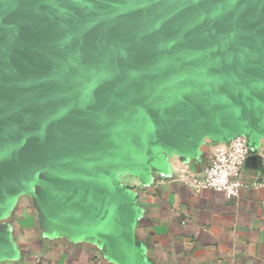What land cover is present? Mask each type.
<instances>
[{
	"label": "water",
	"instance_id": "95a60500",
	"mask_svg": "<svg viewBox=\"0 0 264 264\" xmlns=\"http://www.w3.org/2000/svg\"><path fill=\"white\" fill-rule=\"evenodd\" d=\"M263 111L264 0H0V207L45 171L54 216L120 238L116 172Z\"/></svg>",
	"mask_w": 264,
	"mask_h": 264
},
{
	"label": "crops",
	"instance_id": "0c3cea01",
	"mask_svg": "<svg viewBox=\"0 0 264 264\" xmlns=\"http://www.w3.org/2000/svg\"><path fill=\"white\" fill-rule=\"evenodd\" d=\"M250 155L238 197L194 192L178 181L188 165L199 174L222 137H197L189 150H163L143 173L124 170L115 183L129 195L125 234L71 213L54 216L44 200L46 172L5 185L0 238L10 252L0 264H264V111L248 136Z\"/></svg>",
	"mask_w": 264,
	"mask_h": 264
},
{
	"label": "built area",
	"instance_id": "2783aa9c",
	"mask_svg": "<svg viewBox=\"0 0 264 264\" xmlns=\"http://www.w3.org/2000/svg\"><path fill=\"white\" fill-rule=\"evenodd\" d=\"M249 155L248 139L237 135L216 147L201 173H192L188 165L181 168L178 181L196 193L213 190L222 193L226 199L236 198L245 187L240 175Z\"/></svg>",
	"mask_w": 264,
	"mask_h": 264
}]
</instances>
